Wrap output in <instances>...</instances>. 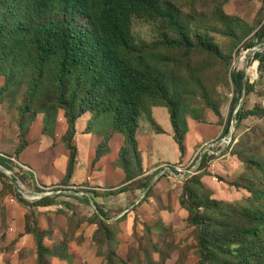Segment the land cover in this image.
<instances>
[{
    "label": "rangeland",
    "instance_id": "rangeland-1",
    "mask_svg": "<svg viewBox=\"0 0 264 264\" xmlns=\"http://www.w3.org/2000/svg\"><path fill=\"white\" fill-rule=\"evenodd\" d=\"M164 6L187 29L189 44L194 47L189 50L186 47L165 44L166 40L180 39L167 19H132L135 43L146 48L149 54L153 53L165 78L163 94L150 101L147 107L165 103L172 106L185 136L186 149L188 143L190 144L188 157L177 163L188 167L200 166L201 162H198L202 153L207 154L208 162H204L202 166H205L204 169L209 174H205L201 180L203 187L194 183H183L173 176L159 180L158 173L136 177L134 188L127 190L126 194L123 192L118 195H111L110 191L95 190L96 185L84 183L82 178L69 186L58 184L39 187L33 184V179L16 175V166H20L19 163L15 160L8 161V166L13 168L12 173L4 172L0 168V264H21L25 254L33 249L32 236H24L18 243L15 241L16 233L19 232L16 224L21 217L20 213L28 207L34 208L30 221H33L37 229L41 224L47 223L44 217L37 216L36 211L51 214L53 223L54 216L60 215L55 208H65V203L74 207L72 212L90 214L97 211L98 204L108 218H112L118 213L137 211L144 205L154 207L150 202L152 191H148L159 182L163 184V193H170L164 198V203L162 202L164 210L169 213L168 217L165 221L159 220L150 225L146 217H143V221L137 214L133 233L128 238L129 245L123 253L115 242V238L119 236L116 233L117 224L106 220L113 224L109 226L114 233L110 248L121 252L128 259L127 264H199L205 247L203 242L213 256L202 264H236L242 258L244 238L251 239L246 230L259 231L258 243L264 239V221L257 219L264 218V68L258 71L252 90H243L240 95V108L244 112L257 110V113L248 115L239 123L233 119L229 134L224 135L235 96L231 72L246 71L254 61L255 53L264 52V40L256 42L259 34L264 31V0H165ZM46 17H68L77 27L88 29L86 19L78 14H71L63 4L47 13ZM199 35L216 45L220 55L215 56L205 51L200 46ZM251 42H256L255 46L248 48ZM5 84L6 73L1 71L0 152L14 156L17 150L25 146L33 113L38 112L43 103L33 101L30 95L31 82L23 85L15 83L10 88ZM62 115L63 111L60 110L58 120H63ZM88 115L93 116L90 113ZM37 116L44 114L38 112ZM87 117L85 115L79 121ZM48 120V131L52 132L54 118L50 117ZM89 126V133L104 137L99 146H103L102 150L106 149L111 136L116 133L113 119L107 115L97 118L93 116ZM89 133L78 135L79 144H87L86 134ZM53 138L47 136L40 145L41 148H53ZM228 138L232 139L229 144ZM123 140L125 142L124 137ZM59 143L62 144L60 141ZM83 153L84 151V164L79 163L78 166H87ZM35 159L45 161L39 156ZM129 163L133 166L132 172H136L135 160L130 159ZM167 164L175 163L165 161L160 166ZM29 175L37 182L34 172H29ZM146 179L151 183L149 188L144 189L141 184ZM185 189L187 192H184ZM168 190L178 193L179 209H173L177 205V199H174L176 204H173L171 191ZM17 196L28 205L21 204ZM86 196L90 199L87 202L83 200ZM44 197L55 198L59 203L52 205L54 208L50 209L38 206L37 201ZM183 198L185 206L193 207L194 211L181 206L180 201ZM210 200H216V203ZM194 215L197 222L192 220ZM60 224L55 223L59 227ZM75 225L76 221L72 223V227ZM62 236V243H66L67 239L76 242L84 238L77 237L74 232ZM104 240L98 238L100 243L97 242V246L92 243L88 248L89 252L97 250L98 247V251L105 253L108 248ZM47 261L49 264H60L51 257ZM250 264L256 262L251 261Z\"/></svg>",
    "mask_w": 264,
    "mask_h": 264
},
{
    "label": "trees",
    "instance_id": "trees-1",
    "mask_svg": "<svg viewBox=\"0 0 264 264\" xmlns=\"http://www.w3.org/2000/svg\"><path fill=\"white\" fill-rule=\"evenodd\" d=\"M60 4H63L71 14H78L86 19L88 29L77 27L68 17L47 18L46 14L54 11ZM164 4L165 0H0V73L1 71L6 73L5 85L10 88L15 83L19 85L32 83L30 95L33 101L43 103L38 112L44 114L43 134L47 136H55L58 113L60 110L63 111L62 117L66 129L60 139L69 153V164H67L69 167L61 185H70V179L77 165L78 147L73 143L75 126L77 119L86 113L96 118L100 115L111 117L114 132L120 133L125 139L119 153L118 164L126 173L125 182L130 183L117 190H110L111 195H118L134 188L135 178L144 175L136 137L139 119L142 114H149L151 107L155 105L150 103L152 106L148 108L149 102L163 94L165 78L153 53L149 54L146 48L135 43L132 19L134 17L152 21L167 19L179 34L180 39L166 40L165 44L186 47L189 50L194 47L189 44L187 29ZM199 37L200 46L205 51L215 56L220 55L216 45L201 35ZM263 40L264 31L259 34L256 42H263ZM256 42H251L247 47H254ZM254 56V61L246 71L231 72L235 96L232 99V111L224 129V135L229 134L233 119L239 123L248 115L257 113V110L244 112L240 108L235 114L243 90L245 92L252 90L258 71L264 68V52H256ZM159 106L168 108L175 130V140L182 155L185 154V136L182 134L172 106L168 103ZM38 112L33 113L28 132L33 122L39 117ZM50 117L54 118L52 132L48 131ZM150 120L154 128L159 131L154 120ZM90 126L88 130L91 129ZM27 146L26 139L25 146L17 150L14 156L0 152L3 155L0 156V165L12 171L13 168L8 166L7 162L13 159L18 161V156ZM101 147L103 146H98L95 162L109 149L108 144L104 150ZM206 155L197 172L181 182L194 183L203 187L201 180L205 174H209L204 169L205 166H202L204 162H208L209 157ZM130 159L136 162V172H132L133 166H130ZM173 165L182 166L183 164ZM159 172L160 169L155 173ZM16 175L20 173L16 172ZM21 176L24 175L21 174ZM164 177L167 178L166 175H162L158 179L161 180ZM147 179L141 184L144 189L149 188L151 183ZM151 191L150 187L148 192ZM187 191L185 189L184 192ZM85 198L89 199L88 196ZM17 199L21 204L28 205L21 197L17 196ZM210 201L216 203V200ZM57 203L59 202L55 198L49 197L37 201L38 206H50ZM180 204L184 209L195 210L193 207L185 206L184 198ZM64 206L65 208L60 207L58 211L70 215L68 217L69 233H75L84 222L97 225L93 242L97 246L100 243L97 241L98 238L105 239L108 248L105 254L98 251L97 247V254L105 258L106 264H127L128 259L119 255L115 248H110V242L114 241V233L109 226L113 224L106 222L111 217L108 218L100 205L97 204V211L89 216H83L85 214L78 212L76 214V211L72 212L71 209L74 207L69 203H65ZM32 214L33 212L26 215L27 233H32L34 236L38 264H49L48 257L53 260L54 257L59 255L62 257L67 253L69 240L67 239L66 243L61 242L55 248L48 246L45 240L53 236V230L42 232L32 226L33 221H30ZM257 219L264 221L261 217ZM192 220L197 222L195 215ZM75 221L76 225L72 227ZM245 232L251 236V239L244 238L242 258L236 264H250L251 261L264 264V239L258 243L257 229H249ZM115 242L119 244L117 237ZM203 244L205 247L199 264L213 256L206 244L204 242Z\"/></svg>",
    "mask_w": 264,
    "mask_h": 264
},
{
    "label": "crops",
    "instance_id": "crops-1",
    "mask_svg": "<svg viewBox=\"0 0 264 264\" xmlns=\"http://www.w3.org/2000/svg\"><path fill=\"white\" fill-rule=\"evenodd\" d=\"M88 114L89 113H86L81 116L83 117L87 115L88 117L86 119L79 121V119H81V117H79L76 121V132L73 138V143L77 145L79 154L77 159V166H75L74 168L73 175L70 179L69 184L75 183L76 181H78V178H82L84 183L90 182V184L92 183L96 185L94 188L95 190H117L130 183L125 182L126 173L124 169L118 164L119 153L124 145L123 135L114 133L108 142L109 149L107 153L95 162L98 146L102 143L104 137L96 133L93 134V132L89 133L87 131L92 117ZM150 119L154 120L157 127L159 128V131L154 128ZM65 129V122L59 119L55 130V136L53 138V148H41L40 145L45 142L44 139H47V135L43 134V116L37 117L35 122H33V124L31 125L29 135L27 137L28 146L18 156V161L15 160V162L19 163L20 165L16 166V172H19L20 174L33 179V184H37L39 187L62 184V182L66 178L69 167L67 165L69 164V153L64 148V146L59 143V141L61 142L60 138L64 134ZM83 132L89 133L86 134V137L88 139L86 145L81 143L79 144L78 135ZM136 137L138 148L141 153L144 176H150L152 174L154 175L155 172L160 168L161 163H165V161H167V163H177L181 159H186V157H188V154H190V151L188 150L190 144L188 143V148L186 149L185 155H182L179 149V145L175 140V130L171 121L170 112L165 106L151 107L149 114L141 115ZM83 151V154L86 156L85 161L87 162V166H78L79 163L82 165L84 164V160L82 157ZM38 156L45 161L42 162L40 159H35V157ZM40 161L41 163H39ZM29 172H34L36 174L38 183L36 182L35 178L31 177L32 175H29ZM30 181L32 182V180ZM163 191V184H161V182L156 183L152 188V195L150 197V202L154 204V207L151 208L144 205L137 211L118 213L111 219L107 220L109 222H112L113 224H117L118 226L117 234L119 236H117V240L119 241V249H122V253L123 250L129 245L128 238L133 233V226L135 224L137 214L141 216V220L143 221H145L143 217H146V221L149 222L150 225L159 220L165 221L164 219L168 217L169 213L168 211L164 210L162 202L164 198L166 199L167 195H169L170 193L166 192V194H164ZM168 191H171L173 204H176V202H174V199L175 201L177 199V205H174L173 209H179L178 193H176L174 190ZM124 193L126 194V192ZM83 200L87 202L90 199L83 198ZM41 207L49 209L54 208V206L52 205ZM59 208L60 207L58 206L55 208V210L58 211ZM28 209L32 210L34 208L28 207ZM28 209L20 213L21 217H19L16 224V229H18L19 232L16 233L17 236L15 241L16 243H18V241H20L24 236H32L33 249L25 254V258L22 260L21 264H38V251L37 249H34L36 248L35 239L32 233H27L26 220V215L31 212L34 213V211H29ZM38 209L40 210L41 208L38 207ZM52 211H54V209ZM140 211L142 213H140ZM35 213L37 214V216L41 215V218L44 217L47 223V225L41 224L38 230L42 232L53 230V236L46 238V244L51 248L58 247L64 240V238H62V234L65 235V233H69L68 217L70 215L68 216L59 213V216H54L52 223L50 219L51 214L37 211ZM83 214H85L83 216L90 215L89 212H85ZM55 221L61 223L60 227L55 225ZM33 226H35L34 223ZM96 228L97 225L90 224L88 222L82 223L75 232L77 237L84 236L83 239L78 240L81 243H79L78 241H69L67 253L63 254L64 256L62 257H60V255L54 257L53 261L60 264H72V262H74V264H103L105 258L98 255L97 250L89 252L88 249L92 243L95 245V243L93 242V235L96 231ZM70 240H72V238ZM122 253L118 251L119 255L125 257Z\"/></svg>",
    "mask_w": 264,
    "mask_h": 264
},
{
    "label": "built area",
    "instance_id": "built-area-1",
    "mask_svg": "<svg viewBox=\"0 0 264 264\" xmlns=\"http://www.w3.org/2000/svg\"><path fill=\"white\" fill-rule=\"evenodd\" d=\"M232 141V139L228 138V144ZM227 144V145H228ZM0 156H3L0 154ZM14 160V159H13ZM201 165V163H200ZM192 167V168H191ZM176 166V165H166V166H160V172L158 173L159 176L166 175L167 178L169 176H173L174 179H179L181 181L187 179L191 175L195 174V172L198 170L199 166ZM0 168L4 172L12 173L11 170H8L4 166L0 165ZM171 174V175H170ZM180 176V178H178Z\"/></svg>",
    "mask_w": 264,
    "mask_h": 264
},
{
    "label": "water",
    "instance_id": "water-1",
    "mask_svg": "<svg viewBox=\"0 0 264 264\" xmlns=\"http://www.w3.org/2000/svg\"><path fill=\"white\" fill-rule=\"evenodd\" d=\"M244 91H245V90H244ZM239 109H240V103H239L237 109L235 110V114L239 111ZM203 155H204V153H202V155H201V157H200V159H199L198 164H199V163L201 162V160L203 159ZM41 196H45V195H41Z\"/></svg>",
    "mask_w": 264,
    "mask_h": 264
},
{
    "label": "bare ground",
    "instance_id": "bare-ground-1",
    "mask_svg": "<svg viewBox=\"0 0 264 264\" xmlns=\"http://www.w3.org/2000/svg\"><path fill=\"white\" fill-rule=\"evenodd\" d=\"M245 85H246V81H245ZM7 174V173H6Z\"/></svg>",
    "mask_w": 264,
    "mask_h": 264
}]
</instances>
